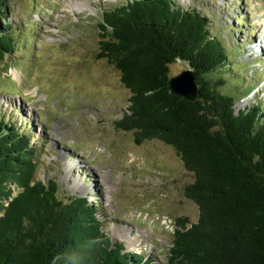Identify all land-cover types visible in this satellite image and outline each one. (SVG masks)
<instances>
[{
    "label": "trees",
    "instance_id": "1",
    "mask_svg": "<svg viewBox=\"0 0 264 264\" xmlns=\"http://www.w3.org/2000/svg\"><path fill=\"white\" fill-rule=\"evenodd\" d=\"M101 28L100 57L131 92L117 127L172 146L194 176L185 195L199 216L176 218L169 264H264V108L236 112L238 96L219 87L223 41L201 11L172 0H126L103 12ZM11 30L0 21V63L16 45ZM177 59L193 69L199 99L170 92ZM58 192L37 177L30 136L0 117V264H154L103 234L86 198Z\"/></svg>",
    "mask_w": 264,
    "mask_h": 264
},
{
    "label": "rangeland",
    "instance_id": "2",
    "mask_svg": "<svg viewBox=\"0 0 264 264\" xmlns=\"http://www.w3.org/2000/svg\"><path fill=\"white\" fill-rule=\"evenodd\" d=\"M125 1L4 0L0 21L12 27L16 45L0 63V117L30 136L37 177L56 181L60 199L86 198L100 231L122 242L123 252L169 264L176 218L192 223L199 216L185 195L194 176L172 146L159 139L137 143L135 131L115 123L131 92L120 71L100 57L101 23L107 8ZM172 1L201 11L223 41L230 56L216 77L223 79L221 90L238 96L235 111L264 108V44L253 40L257 27L264 28V0ZM189 67L178 59L169 74ZM61 157L81 159L85 167L70 173ZM78 176L95 184L98 178V188L82 194ZM122 224L143 237L120 239Z\"/></svg>",
    "mask_w": 264,
    "mask_h": 264
},
{
    "label": "bare ground",
    "instance_id": "3",
    "mask_svg": "<svg viewBox=\"0 0 264 264\" xmlns=\"http://www.w3.org/2000/svg\"><path fill=\"white\" fill-rule=\"evenodd\" d=\"M72 1L73 2H77L78 0H76V1L72 0ZM257 29L260 30V34L256 35V37H253V40L259 41V44L263 45L264 44V28L261 29L260 26H258ZM261 50H263V49L261 47H259V48H257L256 52L261 51ZM76 160H79V159H75L74 158L73 162H69L68 163L67 160L62 158V161L65 162V165L69 168V172L70 173H73L76 168H81L83 170L84 167H85V165L82 164V160L81 159L79 161H76ZM78 171L84 172V171H81V170H78ZM98 180L99 179L97 178L96 179V184L94 183V181L92 183H90V182L87 183L88 180H87L86 176H82V177L78 176V179H76L74 181L76 190L80 191L82 194L88 193V192L90 193L91 191H93V190L98 188V187L96 188ZM99 187H100V184H99ZM119 222H121V221H119ZM120 232H121L120 239H122L124 241H128L127 237H143L142 235H140V233H136L133 236H131L132 232H130V228L127 227L126 225H123V224L120 225ZM139 242H140L139 240L132 241L131 246L139 245L140 244ZM128 247H130V246H128Z\"/></svg>",
    "mask_w": 264,
    "mask_h": 264
},
{
    "label": "water",
    "instance_id": "4",
    "mask_svg": "<svg viewBox=\"0 0 264 264\" xmlns=\"http://www.w3.org/2000/svg\"><path fill=\"white\" fill-rule=\"evenodd\" d=\"M168 87L172 94L180 95L188 100H197L201 97V91L191 67L177 75L170 76Z\"/></svg>",
    "mask_w": 264,
    "mask_h": 264
}]
</instances>
